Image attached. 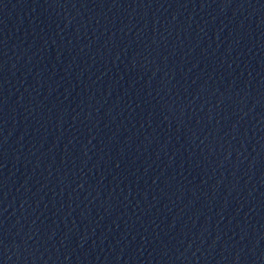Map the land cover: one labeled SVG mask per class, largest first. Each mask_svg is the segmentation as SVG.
Returning a JSON list of instances; mask_svg holds the SVG:
<instances>
[{
  "label": "water",
  "instance_id": "1",
  "mask_svg": "<svg viewBox=\"0 0 264 264\" xmlns=\"http://www.w3.org/2000/svg\"><path fill=\"white\" fill-rule=\"evenodd\" d=\"M0 264H264V0H0Z\"/></svg>",
  "mask_w": 264,
  "mask_h": 264
}]
</instances>
